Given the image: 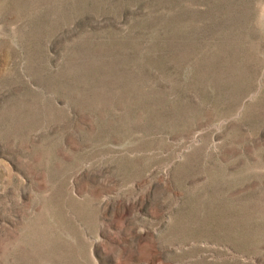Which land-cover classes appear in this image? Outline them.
Listing matches in <instances>:
<instances>
[{"label":"rangeland","instance_id":"rangeland-1","mask_svg":"<svg viewBox=\"0 0 264 264\" xmlns=\"http://www.w3.org/2000/svg\"><path fill=\"white\" fill-rule=\"evenodd\" d=\"M0 264H264V0H0Z\"/></svg>","mask_w":264,"mask_h":264}]
</instances>
